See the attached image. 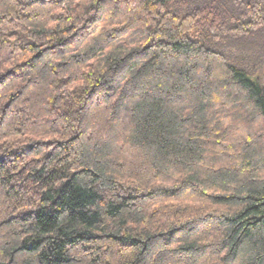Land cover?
Listing matches in <instances>:
<instances>
[{
	"label": "trees",
	"instance_id": "1",
	"mask_svg": "<svg viewBox=\"0 0 264 264\" xmlns=\"http://www.w3.org/2000/svg\"><path fill=\"white\" fill-rule=\"evenodd\" d=\"M0 264H264V0H0Z\"/></svg>",
	"mask_w": 264,
	"mask_h": 264
}]
</instances>
